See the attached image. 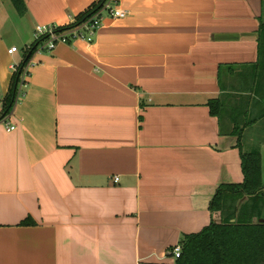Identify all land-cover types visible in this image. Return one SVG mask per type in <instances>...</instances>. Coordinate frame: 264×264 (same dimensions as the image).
I'll use <instances>...</instances> for the list:
<instances>
[{
  "label": "crops",
  "instance_id": "1",
  "mask_svg": "<svg viewBox=\"0 0 264 264\" xmlns=\"http://www.w3.org/2000/svg\"><path fill=\"white\" fill-rule=\"evenodd\" d=\"M97 1L24 0L21 16L0 0V96L35 25ZM120 6L93 43L37 51L17 129L0 121V264H175L186 236L222 222L210 206L244 182L243 153H261L264 182V0Z\"/></svg>",
  "mask_w": 264,
  "mask_h": 264
},
{
  "label": "trees",
  "instance_id": "2",
  "mask_svg": "<svg viewBox=\"0 0 264 264\" xmlns=\"http://www.w3.org/2000/svg\"><path fill=\"white\" fill-rule=\"evenodd\" d=\"M21 16L27 12L24 0H11ZM109 0H98L87 12L61 31L79 28L104 9ZM39 43H33L19 69L14 73L9 93L4 99L0 121L5 120L19 102L23 77L27 66L38 51ZM211 113L218 116L221 105L210 102ZM242 184L222 185L214 197L210 209L222 214V222L211 224L203 231L188 235L180 243L183 252L175 264H264V182L262 155L258 151L243 153ZM248 201L238 208V202ZM263 220V222H262Z\"/></svg>",
  "mask_w": 264,
  "mask_h": 264
},
{
  "label": "built area",
  "instance_id": "3",
  "mask_svg": "<svg viewBox=\"0 0 264 264\" xmlns=\"http://www.w3.org/2000/svg\"><path fill=\"white\" fill-rule=\"evenodd\" d=\"M127 11L123 10L120 6V0H109V2L104 6V9L97 13L89 22L85 25L74 28L71 30L61 31L64 27L59 25H44V24H37L34 27V43H39V49L42 47H47L48 51H52L55 46L59 43L71 44L74 41L81 40L87 43H93L97 34L99 33L100 29L103 27L104 21L107 18L112 19H122L127 17ZM66 27V26H65ZM46 44V45H44ZM30 48V47H29ZM17 52V48H12L9 53L13 54ZM20 66V65H19ZM19 66H14L13 70L14 73L19 69ZM34 66L33 61L31 60L29 65L27 66L23 82L21 85V90L27 89L29 86L28 79L31 75V68ZM25 92V91H24ZM25 93L20 95L19 100L25 97ZM5 97L0 96V111L3 109ZM4 120L6 125V129L9 132L15 131L17 126L15 124L8 123ZM119 181L118 178H115V182ZM183 252L182 245L178 244L174 247L172 251V255L175 260L181 257Z\"/></svg>",
  "mask_w": 264,
  "mask_h": 264
},
{
  "label": "water",
  "instance_id": "4",
  "mask_svg": "<svg viewBox=\"0 0 264 264\" xmlns=\"http://www.w3.org/2000/svg\"><path fill=\"white\" fill-rule=\"evenodd\" d=\"M262 222H263V220H262Z\"/></svg>",
  "mask_w": 264,
  "mask_h": 264
}]
</instances>
